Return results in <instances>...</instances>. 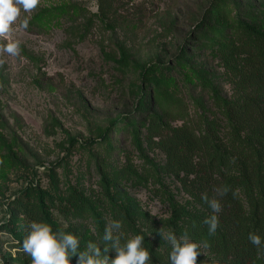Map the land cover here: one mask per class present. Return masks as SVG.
Masks as SVG:
<instances>
[{
    "label": "rangeland",
    "instance_id": "rangeland-1",
    "mask_svg": "<svg viewBox=\"0 0 264 264\" xmlns=\"http://www.w3.org/2000/svg\"><path fill=\"white\" fill-rule=\"evenodd\" d=\"M236 1L254 16L242 23L264 34V0ZM105 2L112 27L101 20L98 0H40L13 25L20 55L0 51L3 264L30 258L19 250L30 224L13 205L22 193L46 210L50 196L65 205L75 193L81 200L75 209L51 207L47 214L76 230L81 251L89 242L102 250L98 225L106 230L116 220V206L137 224L151 225L169 247L160 233L186 237L165 225L175 208L204 213L189 187L160 172L165 155L147 128L153 116L173 127L212 123L229 144L224 110L240 94L224 49L239 43L237 10L229 0ZM26 18L24 30L19 25ZM5 42L0 39V48Z\"/></svg>",
    "mask_w": 264,
    "mask_h": 264
},
{
    "label": "trees",
    "instance_id": "trees-1",
    "mask_svg": "<svg viewBox=\"0 0 264 264\" xmlns=\"http://www.w3.org/2000/svg\"><path fill=\"white\" fill-rule=\"evenodd\" d=\"M229 1L237 10L235 33L239 43L224 49V59L226 68L235 72V85L240 94L239 100L224 110L229 144H225L212 123L201 128L197 122L188 121L173 127L163 117L153 116L147 133L151 139H158V147L165 155L160 172L175 176L182 187H189L204 212L192 214L177 207L173 217L165 222L170 229L202 247L207 243L204 248L208 257L198 254L196 264H264V245L257 248L248 239L249 234L264 239V34L242 23L244 17L252 20L254 16L240 11L238 1ZM110 9L105 0H98L101 20L112 27ZM183 54L181 49L178 57L182 59ZM225 187L227 194L219 195ZM203 196L217 199L221 211L213 213ZM80 201L75 193L65 205L50 196V208L46 210L42 203L32 202L22 193L13 205L14 212L25 222L47 223L54 232L72 233L80 241L75 229L61 228L47 214L51 207L70 212ZM114 212L115 221L121 222L122 245L126 239L142 235L141 246L149 251L151 264H171V247L160 243L151 225L137 224L121 207H114ZM212 215L218 217L219 225L215 234L209 235V226L204 221ZM104 233L105 227L98 225L101 258L106 255L111 260L116 252L110 255L104 251L106 247L108 251L113 249V241L103 240ZM25 264H32L31 257Z\"/></svg>",
    "mask_w": 264,
    "mask_h": 264
},
{
    "label": "clouds",
    "instance_id": "clouds-1",
    "mask_svg": "<svg viewBox=\"0 0 264 264\" xmlns=\"http://www.w3.org/2000/svg\"><path fill=\"white\" fill-rule=\"evenodd\" d=\"M40 0H0V39L6 41L0 51L9 56L20 55V42L13 39V25L20 17L21 11L30 13L39 4ZM29 26L28 19H24L19 25L21 29L27 30ZM225 187L219 192L223 196L227 194ZM213 213L221 211V205L217 199H209L203 196ZM209 235L215 234L219 221L216 215L205 219ZM113 229H121L120 221H112L106 228L103 240L113 241L112 247L116 251L113 259L106 255L101 258L100 249L96 244L89 242L87 248L80 250V241L76 235L65 231L54 232L53 228L43 222H32L30 229L22 241L20 251L31 257L32 264H70L71 258L78 255L76 264H151L149 251L142 247L143 236L135 235L122 245L121 238L123 233L119 232L113 236ZM164 240L171 245L169 260L171 264H196V258L199 251V245L191 242L186 237L177 240L176 236L169 232L160 233ZM248 239L253 246L257 248L264 245V239L259 235L249 234ZM205 242L204 247H207ZM105 252L108 251L106 247ZM91 253V254H90ZM3 264V260H0Z\"/></svg>",
    "mask_w": 264,
    "mask_h": 264
}]
</instances>
